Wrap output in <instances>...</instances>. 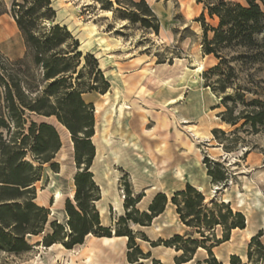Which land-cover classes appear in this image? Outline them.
I'll list each match as a JSON object with an SVG mask.
<instances>
[{"label": "rangeland", "instance_id": "obj_1", "mask_svg": "<svg viewBox=\"0 0 264 264\" xmlns=\"http://www.w3.org/2000/svg\"><path fill=\"white\" fill-rule=\"evenodd\" d=\"M1 1L3 3L2 7H0V12L6 10L7 14L2 16L0 20V28L3 30V34L0 37L2 41L0 50L11 58H15L24 52L23 41L18 31L15 17L12 15L14 11L19 12V7H13L14 0ZM17 1L23 2V0ZM34 1L28 0L26 5L31 7ZM90 1L92 3L88 4ZM106 1L51 0L52 9L56 13L54 18L59 17V24L61 26L66 24L68 30L75 38L78 39V30L81 28L78 23L75 24L76 20H68L69 11H75L76 19L81 23H95L98 30H100L99 32L107 37L109 43L113 46L111 50L105 52L101 50L97 42H93L87 48V52L83 51V53L92 54L93 56L89 58L87 66L83 69L79 83L83 87L96 85L98 88L97 90H86L87 92L83 94V98L87 103L94 104L95 134L97 131L96 125L97 123L100 124L98 136H103L104 121L101 115L96 113V103L103 101L104 97L102 94L114 92L115 84L112 82V70L116 68V65L113 60L121 65H119V72H121L120 74H122L123 78L132 82L139 80L141 70L152 59L157 62L156 65L151 66L150 71L152 73L145 82L141 92H136L131 96V114L126 116V120L123 119L121 125L113 122L110 128L112 135L111 146L120 150L122 160L120 165L114 164L112 151L108 148V150L104 151V157L99 165L101 169H105L108 172L109 178H114L118 174L117 180L110 187V195L106 200L103 199L102 189L97 184L100 189V199L98 201L106 204L108 209L106 219H103L99 213L102 225L110 227L113 231L112 234L118 228V221L121 215L110 205L112 195L116 191L123 196V201L128 195V189H130V195L133 199L141 196V200L136 207L140 212H144L148 211L149 205L158 193H165L171 198L175 191L184 189L187 184H191L198 191L204 185L201 192L205 196V203L209 207L212 206L211 202L214 200L219 204L229 205L233 212L244 214L246 217L245 229L254 230L255 235L261 232L262 236L259 239L264 244L263 214L259 212V206L249 212L247 207L238 203L242 195L247 202L253 203L257 198H261V202L264 204V125L258 126V132L254 131L251 125L242 126L245 120H241L236 126L230 125L225 129L214 128L215 122L222 121L219 113L227 110L226 105L222 103L225 95L231 94L235 98L237 93L241 92L244 93L247 103L253 99L264 101V63L252 66L242 65L240 60H235L238 58V53L231 51L227 53V56L231 60L229 66L233 69H229V66H223L221 71L211 73L210 80L206 81L204 73L218 65L220 61L214 55L204 53V29L199 20L203 12V4H198L196 0H145L146 6L142 4L140 7L134 8L131 7L129 0H109L112 3V7L108 9L109 4ZM229 1L243 2L242 0ZM103 5L105 6L103 7ZM147 6L153 11L155 17L145 15ZM104 10H111L113 14L109 17L99 16ZM43 13L52 16V12L48 11L47 7L39 9L38 15L40 18L37 21L36 35H43L54 25L51 19L42 16ZM142 17H146L152 27H144L141 22L136 21L142 19ZM205 23L208 26L217 27L219 19L217 17L211 18L205 12ZM157 25L159 32H156L154 28ZM208 36L212 38L213 33L209 31ZM259 38L263 40L264 34L260 35ZM78 41L80 45L84 42L83 39H78ZM106 53L111 58L106 60L104 65H101V59H105ZM0 60L4 63L10 62L2 54H0ZM139 60L140 63L137 62ZM96 61L103 72L102 77L108 82L109 87H106L100 75L96 80L94 76L90 75V71L96 66ZM199 62L203 64V69L201 72L196 73L195 70L199 67ZM186 68L191 69L194 78L200 76L199 84L197 83L193 87L189 85L177 86L179 77ZM230 72L236 77V86L228 87L226 92H217L214 90V86H206V82L217 86L218 83L216 82L218 79ZM34 73L40 78L41 70L36 68ZM104 89H106V92H104ZM172 98H176L177 102L163 106L166 99ZM236 102V107L233 110L234 116L240 111L245 113L251 111L252 107L247 103L244 104L240 99ZM229 105L230 107L234 106V101L230 100ZM143 115L148 117L146 125L142 123ZM214 116H217L219 120H215ZM183 117L187 118V123L183 121ZM32 120L37 122L49 121L55 126L60 135L62 150H59L54 160V162L59 161V172H55L50 165H46L42 180L36 183V189L37 203L50 209L49 220H56L57 223L66 225L68 221V215L65 210L66 201L69 199L71 190L75 191L74 176L80 168L75 162L74 150H72V146L69 143V138L63 133L64 130H62L59 122L54 117L45 119L30 115L29 121ZM191 125L197 126L203 132H211L212 136L207 139L196 138L190 131L189 127ZM144 128L155 131L158 138L151 140L144 134ZM132 137L140 146L139 148L134 147L132 144L125 146V140ZM162 140L169 142V149L174 156L173 160L167 163H163L164 156L156 149ZM149 147L152 148V151H149ZM214 147H221L225 154L222 156L220 154L222 152L214 149ZM61 153L66 154L64 161L61 159ZM177 160L184 163L187 167L186 180L179 181L171 175L173 163ZM196 160L200 161V167L196 166ZM165 166L168 168L167 174L158 176L157 170H161ZM147 167L152 169L154 174L149 173L145 169ZM209 170L216 175L223 171L226 175V180L214 179L209 174ZM202 171H205L208 176L204 177ZM189 173L194 176L195 183L188 182ZM108 177L102 180L104 185H106ZM53 180L55 187H58L65 194L64 204L61 207L55 206V197L49 189ZM246 184L251 185L252 188L249 196H246L248 193ZM152 186H156V189L148 191V188ZM257 186L263 196H254V189ZM226 195L230 196V203L223 201ZM70 200L73 201V199ZM98 201H96L95 205L99 211ZM125 214L126 209L124 208L122 216H125ZM179 219L180 216L177 213L176 206L169 202L164 213L154 218L151 225L142 227L133 222L129 223L139 248L144 253L151 252V258L141 259L144 264H154V260H159L162 264H176L175 257L180 255L174 248L170 250V247L164 244L153 246L152 242L158 243L159 240H168L176 234L202 239L200 234L195 232V229L187 227ZM162 221L167 222L170 227L164 226L162 229H156L154 227L155 223H162ZM232 221H236V218H230V222ZM50 231L51 228L48 225L42 235L32 237L30 243L33 248L28 253L14 255L0 251V264H67L71 253L65 249L57 246L50 248L42 243L36 244L42 240L43 235ZM206 234L210 236L206 243L209 247L215 242L214 238H222L223 227L218 226L211 231H207ZM211 234H214L215 237L213 238ZM94 236L92 234V237L85 239L84 244L74 248L75 253L73 252V256L78 263L83 264L90 248L97 254V261L103 264H107L108 259L111 258V252L107 250L103 240L97 239L102 237ZM114 236L119 237L118 241L122 252L114 257L112 256V260L117 264H133L127 258L128 251H131L127 246L128 237L126 239V236ZM251 238L248 237L244 229H233L230 240L216 245L213 248V252L216 257L219 256L221 262L226 264L227 260H229L230 264L231 255L233 254L238 256L246 254L247 256ZM120 239H125L126 242L123 243ZM100 249L104 250V253L99 252L98 250ZM57 254H60L62 259H58ZM252 254L253 262L248 264H264V249H260L254 244ZM207 256V251L199 248L195 259L189 264H195L198 260H203ZM245 262H248V258Z\"/></svg>", "mask_w": 264, "mask_h": 264}, {"label": "trees", "instance_id": "obj_2", "mask_svg": "<svg viewBox=\"0 0 264 264\" xmlns=\"http://www.w3.org/2000/svg\"><path fill=\"white\" fill-rule=\"evenodd\" d=\"M196 1L203 4L199 20L204 29V53L214 55L220 61L204 73L206 81L210 80L211 73L221 71L223 66H229L231 60L228 59L227 53L231 51L238 53L235 60H240L242 65L264 63V39L259 38L264 34V0ZM27 2L28 0H23L22 3L14 0L13 7H19V12H12L24 39V56L11 59L0 52L10 60L9 63L0 60V251L14 255L28 253L33 248L30 239L42 235L49 225L51 231L43 235L42 240L36 244L42 243L50 247L61 243L66 249H74L84 244L89 234L98 237L126 236L127 246L131 249L127 253L129 262L144 264L141 259L151 258V252L144 253L139 248L129 223L151 225L153 219L163 214L171 202L176 206L181 221L187 227L195 229L202 239L176 234L168 240L152 242V245L164 244L174 248L180 253L175 257L176 264L193 261L199 248H204L208 256L195 264H224L215 256L213 248L230 240L233 229H245L246 217L241 212H233L229 205L219 204L214 200L209 207L205 203L203 193L191 184L175 191L171 198L165 193L156 194L148 211L144 212H140L136 207L141 196L133 199L128 189L124 201L126 214L119 218L114 234L110 227L102 225L95 205L100 199V189L90 171L96 156V147L92 141L95 135V109L93 103H87L83 98L86 90L98 88L96 85L83 87L79 83L83 69L93 55L79 50L78 39L66 25L54 24L48 32L36 35L39 9L47 7L52 16L46 13L42 16L52 22L55 21L56 13L52 9L51 0H35L31 7L26 5ZM106 2L110 9L111 1ZM129 2L134 8L142 4L146 6L145 0ZM2 3L0 0V7ZM146 8L145 15L155 17L153 11L148 6ZM205 12L211 18L219 19L217 27L206 25ZM5 13L6 10L1 11L0 16ZM136 21L141 22L144 27H152L146 17ZM154 28L159 32L158 25ZM209 31L213 33L212 38L208 36ZM95 65L90 75L96 80L99 75L102 77L103 72L97 61ZM36 68L41 70L40 78L34 73ZM228 68L233 69L230 66ZM102 78L106 87H109L108 82ZM235 80V75L230 72L218 79L217 86L208 82L206 86H214L215 91L224 93L228 87L236 86ZM239 93L235 98L231 94L225 95L222 103L226 105L227 110L219 113V116L223 122L232 126L245 120L242 126L251 125L253 130L258 132V126L264 125V101L253 99L247 103L244 93ZM238 99L251 106V111H240L234 116L233 110ZM230 100L234 101V106L230 107ZM30 115L45 119L54 117L69 130L74 143L75 162L80 170L74 176L73 201H66V225L57 223L56 220L50 221V209L36 202V183L42 180L45 166L50 165L52 170L59 172V163L54 160L62 147L60 135L52 123L46 120L29 121ZM209 174L216 180H226L223 171L216 175L209 170ZM232 217H235L236 221L230 222ZM218 226L223 227V236L215 239V235L211 234L215 242L208 247L206 243L210 236L206 232ZM261 236L262 233L259 232L251 238L247 263L243 262L240 256L233 254L230 264L252 263L254 244L264 249V244L259 239ZM153 262L162 264L159 260Z\"/></svg>", "mask_w": 264, "mask_h": 264}, {"label": "bare ground", "instance_id": "obj_3", "mask_svg": "<svg viewBox=\"0 0 264 264\" xmlns=\"http://www.w3.org/2000/svg\"><path fill=\"white\" fill-rule=\"evenodd\" d=\"M91 3L92 2L90 1L88 4H91ZM112 14H113V12L111 10H104L99 16L109 17ZM68 15H69V19L68 20H72V21L76 20L75 24L78 23L79 24L78 26L81 28V29L78 30L79 34H78L77 37H78V39H83L84 42H83L82 45H80L79 50L87 52L88 51L87 48L93 42H97L98 45L100 46L101 50H103L105 52L112 49V47H113L112 44L109 43L107 37L103 36L99 32L100 30H98V27L96 26L95 23H92V22L81 23L79 20L76 19L75 11H69ZM53 24H59V17L55 19ZM65 25L66 24H64V26ZM98 56H99V54H98ZM110 58H111L110 55H108V53H106L105 59H101V65H104L105 61L110 59ZM113 62L116 65V68L112 70V73H113L112 82L115 84L114 92L113 93L106 92L105 94H102V96L104 97L103 101L96 103V113L100 114L101 117L103 118V121H104L103 122L104 123L103 124V127H104L103 128V136H100V135L98 136V134H99V130L98 129H99V125L100 124L97 123V125H96V129H97L96 134L92 137V141H93L94 145L96 146V156H95L94 163L91 166L90 171L94 174V179H95L96 183L102 189V197H103L104 200L108 199V197L110 195V187H112L113 183L117 180V177H118V174H116L114 178H109L108 177V172L105 169H101L99 167V165H100V163H101V161H102V159L104 157V151L108 150V148L112 151L114 164L120 165L121 164V160H122V155H121L120 150L118 148L114 149L111 146L112 135H111V132H110V130H111L110 128L113 125V122H117L118 125H121L123 123V119H125L127 115L131 114V110H130L131 109V107H130V105H131V103H130L131 102V99H130L131 96L134 95L136 92H141V89L144 88L145 82L149 79V76L152 73L150 71L151 66H154V65L157 64L155 59H152L150 61V63L147 64L148 67L146 66L145 68H143L141 70V75H140L139 80L135 81V82H132L131 80L129 81V80L124 79L122 74H120L121 72H119V70H120V66L121 65L119 64V62H116L114 60H113ZM137 62L140 63V60L137 61ZM202 69H203V64L201 62H199V67L195 70V72L199 73V72L202 71ZM199 77L198 78H194L192 76L191 69L189 70V69L186 68L184 70V72L180 75L179 80L177 82V86L181 87V86H184V85H189V86L193 87L199 82V80H200ZM166 81H168V80H166ZM134 98H136V97H134ZM176 102H177L176 98L166 99L163 106H167L169 104H174ZM214 119L217 120V121L219 120V118L217 116H214ZM183 121H186V123H187V120H186L185 117H183ZM142 123L144 125H146L148 123L147 115H143V122ZM59 124H60L62 130H64L63 133L68 136L69 141H70L69 143L72 146V150H74V143H73V141L71 139V134H70L69 130L64 125H62L60 122H59ZM229 126H230L229 123H226V122H223V121L214 123V128L225 129V128L229 127ZM189 128H190V131L193 133V135L196 138H206L207 139V138L212 136L211 132H207V133L203 132L200 129H198L197 126H195V125H191ZM143 132L151 140L158 138L157 134L153 130L144 128ZM190 142H192V141H190ZM124 144H125V146H129L130 144H132L134 147H138V148L140 147L138 145V143L133 140V137L131 139H126ZM169 148H170L169 147V142L167 140H162L161 143H159L157 145V147H156L157 151L164 156L163 163H167V162L173 160V158H174V156L172 155V153H171ZM214 149L220 150L222 152L221 155L225 154L224 150L221 147H214ZM149 151H152V148L149 147ZM71 153H72V151H71ZM142 157L144 158L143 155H142ZM61 159L63 161L66 159V154L65 153H61ZM57 161H58V159H57ZM195 164H196V166L200 167V161L199 160H196ZM145 169H147L149 173L154 174L152 169H150L148 167L145 168ZM63 171H64V165H63ZM167 172H168V168L166 166L163 167V169H161V170H157L158 176H165V174H167ZM186 172H187V167H186V165L184 163H182L179 160L174 161L173 166H172V173L173 174L171 173V175L175 179H177L179 181L186 180L187 179ZM202 172H203V176L204 177L208 176V175H206L205 171H202ZM105 177H108L106 185H104V183H102V180ZM71 179L73 180V178H71ZM188 182H191V183L192 182L193 183L196 182L194 176L191 173H189ZM54 183L55 182L53 180L52 183L49 186V189L51 190L53 196L55 197V206L61 207L64 204L65 194H63V192L58 187H55ZM203 188H204V185L200 187V191H202ZM154 189H156V186H152V187L148 188V191H151V190H154ZM246 189L248 191L246 196H249L251 191H252L251 185L246 184ZM74 194H75V191L71 190V192L69 193V199H73L74 198ZM256 195L263 196V193L261 192V190L259 189L258 186L255 187V189H254V196H256ZM223 201L230 203L231 202L230 196L226 195L223 198ZM36 202H37V199H36ZM123 203H124L123 196H121L117 191L114 192L113 195H112V202H111L110 205L121 216H122V213L124 212V208H125L123 206ZM238 203H240L241 206L247 207L249 212H251V210L255 209L256 206H259V212H261L263 214L262 226L264 227V204L261 202V198H257L255 200V202L251 203V202H247V200L241 195L240 198H239V202ZM97 205L99 207V213H100L101 217L103 219H106L107 216H108V209H107L106 204H102L101 201H98ZM176 223H177V221H176ZM164 226L165 227H170V225H168L167 222H163V221H162V223H155V225H154V227L156 229H162ZM244 231H246V234L250 238L255 235L254 230H252V229H244ZM90 237H92V234H89L86 238L88 239ZM97 239H102L103 240V242L105 244V247L107 248V250H109L111 252L110 254L113 257L116 256L118 253L122 252V248H120L121 245H120V243L118 241L119 237H115V236L113 237L112 236V237H102V238H97ZM126 239H127V237H126ZM120 240L123 243H125V239H120ZM54 246L60 247L62 249H65L67 252L71 253V256L68 259L67 264H80V263L77 262V260L73 256V252L75 251V249H66L61 243H55L54 245L50 246V248H52V247L54 248ZM169 249L173 250V248H169ZM98 251L104 253V250L100 249ZM112 256H111L110 259H108L107 264H117L114 260H112ZM85 257L86 258H85V261L83 262V264H103V263L97 261V254L91 248L89 249V253ZM240 257H241V259H243L244 262L247 259L246 254L240 255ZM57 258L60 259L61 255L57 254ZM217 258L220 259L219 256H217ZM226 264H229V260H227Z\"/></svg>", "mask_w": 264, "mask_h": 264}, {"label": "crops", "instance_id": "obj_4", "mask_svg": "<svg viewBox=\"0 0 264 264\" xmlns=\"http://www.w3.org/2000/svg\"><path fill=\"white\" fill-rule=\"evenodd\" d=\"M7 13H5V14H3V15H1L0 16V20H1V17L2 16H4V15H6ZM18 28V27H17ZM18 31H19V33H20V35H21V38H22V41H23V45H24V52H23V54H21V55H18L17 57H15V58H11L10 56H8L7 54H5L2 50H0V52L2 53V54H4L5 56H7V57H9V58H11V59H17V58H21V57H23L24 56V54H25V44H24V39H23V37H22V34H21V32H20V30L18 29ZM2 34H3V30L0 28V37L2 36ZM2 41H1V39H0V43H1ZM186 120H187V118H186ZM187 122H188V120H187ZM217 150V149H216ZM221 154V153H220ZM219 154V156H221ZM223 156V155H222ZM125 242H126V240H125ZM192 262V261H191ZM191 262H188V263H184V264H189V263H191Z\"/></svg>", "mask_w": 264, "mask_h": 264}, {"label": "water", "instance_id": "obj_5", "mask_svg": "<svg viewBox=\"0 0 264 264\" xmlns=\"http://www.w3.org/2000/svg\"><path fill=\"white\" fill-rule=\"evenodd\" d=\"M53 23V22H52Z\"/></svg>", "mask_w": 264, "mask_h": 264}]
</instances>
